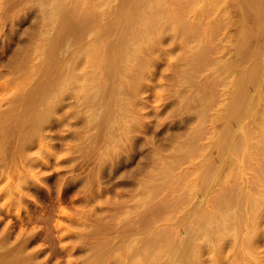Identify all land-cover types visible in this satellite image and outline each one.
<instances>
[{
  "label": "rangeland",
  "instance_id": "374dc122",
  "mask_svg": "<svg viewBox=\"0 0 264 264\" xmlns=\"http://www.w3.org/2000/svg\"><path fill=\"white\" fill-rule=\"evenodd\" d=\"M0 264H264V0H0Z\"/></svg>",
  "mask_w": 264,
  "mask_h": 264
},
{
  "label": "bare ground",
  "instance_id": "6f19581e",
  "mask_svg": "<svg viewBox=\"0 0 264 264\" xmlns=\"http://www.w3.org/2000/svg\"><path fill=\"white\" fill-rule=\"evenodd\" d=\"M145 1V0H144ZM163 1V0H162ZM137 2H138V0H137ZM152 2V1H151ZM157 2V1H156ZM154 3V2H153ZM164 4V3H163ZM210 4V3H209ZM141 5H143V3L141 4ZM161 5V4H160ZM131 6H133V5H131ZM130 6V7H131ZM156 7V6H155ZM141 9V8H140ZM149 9V8H148ZM164 9V8H163ZM130 10H131V8H130ZM144 11V10H143ZM137 12V11H136ZM156 12V11H155ZM167 13H169V12H167ZM171 14V13H170ZM172 16V15H171ZM166 17V16H165ZM167 18V17H166ZM169 19V18H168ZM171 20H173V19H171ZM154 21H156V20H154ZM147 28V27H146ZM140 32H142L141 30H140ZM261 139V138H260ZM263 140V139H262ZM235 149V148H234ZM193 230V229H192Z\"/></svg>",
  "mask_w": 264,
  "mask_h": 264
}]
</instances>
